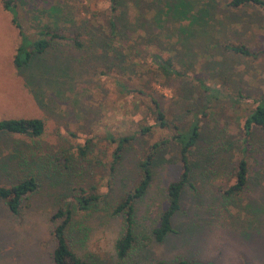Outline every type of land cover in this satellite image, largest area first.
I'll use <instances>...</instances> for the list:
<instances>
[{
	"label": "rangeland",
	"instance_id": "obj_1",
	"mask_svg": "<svg viewBox=\"0 0 264 264\" xmlns=\"http://www.w3.org/2000/svg\"><path fill=\"white\" fill-rule=\"evenodd\" d=\"M142 1L146 20L156 8L176 2ZM180 1L194 7L192 13L203 22L193 24L188 35L179 28L189 22L171 23L161 16L157 29L148 31L140 42L132 34L136 25L130 7L127 34L117 41L100 36L108 32L104 24L109 11L106 0H14L17 19L29 41L34 40V29L41 25L49 28L55 25V33L66 38L52 41L41 59L43 67L59 70L50 71L47 80L34 84L33 80L37 82L44 73L40 71L43 68L35 66L36 69L28 70L33 73L31 79L27 70L13 67L19 36L11 24V14L2 9L0 0V120L39 119L43 123L42 135L32 141L0 136V165L5 160L8 163L9 144L22 141L27 146L31 142L37 145L41 153L48 151L51 159L55 158V168L62 169L65 176L67 170L57 165L61 158L69 157L64 164L80 168L81 172L77 177L70 174L69 189L65 190L51 181L40 180L38 191L22 202L16 216L10 215L0 202V264H51L54 224L50 217L62 207H68L72 213V228L66 230L70 247L99 264H115L113 245L121 231V219L112 216V209L136 181V161L152 144L169 142L172 135L184 130L195 117L208 139L206 145L202 143L194 150L193 161H200L211 151L207 146L213 144L214 138H228L231 147L215 155L207 170L195 166L190 185L182 193L173 228L182 232L191 223L196 231L188 236L182 232L188 237L186 242L171 236L157 245L148 243L145 237L165 205L166 185L178 174L175 146L171 142L159 145L152 183L147 195L135 206V229L144 244L141 250L146 252L142 264L157 260L172 262L176 257L211 264H264L263 131L255 130L248 143L249 182L235 199L237 203L224 202L220 195L232 183L230 168L238 157L232 151L241 140L243 117L253 106L251 102L238 100L237 105L232 102L237 93L250 100L264 101V53H260L264 50V12L251 6L231 8L229 0ZM52 4L58 9L56 19L37 17L40 9ZM151 4L155 7H149ZM200 9L204 10L201 15ZM73 38L82 45L81 49L71 43ZM102 41L112 51L123 50L125 57L117 61L108 53V60L101 62L98 56ZM229 45H243L248 52L259 53L236 55L226 50ZM88 47L95 54L91 59L85 57ZM56 55L61 67L54 64ZM155 56L170 59L173 67L189 79L167 78L159 82L152 63ZM133 73L137 77H132ZM190 78H199L220 90L221 95L208 105L213 115L201 117L207 99L196 87L197 81ZM116 81L128 89L141 85L144 91L151 92L164 114L166 126L138 134L137 125L149 126L154 122L149 102L137 94H119ZM108 135L133 136L115 166H111L114 146L106 139ZM80 147H87L84 158L78 155ZM13 175L7 177L0 170V185L9 186ZM74 194L95 196L97 200L87 211H78L72 207Z\"/></svg>",
	"mask_w": 264,
	"mask_h": 264
},
{
	"label": "trees",
	"instance_id": "obj_2",
	"mask_svg": "<svg viewBox=\"0 0 264 264\" xmlns=\"http://www.w3.org/2000/svg\"><path fill=\"white\" fill-rule=\"evenodd\" d=\"M13 2L14 0H1L2 9L11 14V24L17 30L19 36V45L17 46L13 56L12 65L16 69L27 70V73H30L31 75V79H33V73L28 72V70L31 71L33 68L36 69L35 66H41L43 70L41 69L40 71L44 73L40 75L37 82L33 80L34 84L40 83V81L47 80L49 78L48 74H50V71L54 72L56 69L53 68L54 70H49V68L43 67L44 64L41 61L42 57L47 54L52 41L66 40V38L55 33V25L52 26L53 28L41 25L40 28L34 29L36 31V37L34 40L29 41L21 29V25L17 19L18 14L15 10ZM106 2L108 4L109 11L108 15L104 16V24L107 27L108 32L107 35L100 34L101 39L107 38L109 40H113L116 38V40L119 41L121 37L125 38L128 31L127 21L129 16L127 17V13L129 7L133 10L132 18L134 24L136 25L134 26V30H132V34H134L136 40L138 41L144 38L148 31L151 33L157 29L161 16L171 23H180L184 21L189 22L187 26L179 28L180 32L187 33L188 35H190L191 31H193L191 26L196 24L198 20L202 21L201 18H197L196 15L192 13L194 11V7H191V5L186 1L176 0L175 3H165L164 8H156L154 10V13L150 16L149 20H146L142 0H137L136 2L135 0H129V4H127V0H106ZM152 3L155 4L154 1ZM153 4L149 7H155L152 6ZM228 4L234 9L251 6L264 12V0H229ZM202 11L204 10H198V14L201 15ZM31 12L36 13L35 11ZM57 12V7L52 4L46 9H40L37 12V17L56 19L55 16ZM135 27L139 30H136ZM71 43L77 49L82 48V45L77 43L74 38L71 40ZM99 46L100 54L98 58H100L103 63L108 60V53H112L117 61L123 59L126 55V53L119 48L112 51V48H109V44L106 41H102ZM92 50V47L91 49L88 47L85 51V57L91 59L92 56L95 55ZM226 50L240 56H256L259 53L248 52L246 47L243 45H229L226 47ZM260 53H264V50H261ZM60 62V58L56 55L54 57V64L56 66L60 65L61 67ZM152 63L157 68V70H155V77L159 80V82L166 81L165 79L167 78L189 79L185 73L173 67L170 59L163 60L162 58L155 56ZM132 77H137V75L133 73ZM190 80L197 81L196 87L205 93V97L207 99L204 110L200 112L201 117L213 115V112L208 109V105L221 95L220 90L211 88L199 78H190ZM30 84L32 83L30 82ZM115 85L119 94H125L127 96L137 94L140 97L146 98L149 102L148 108H150V113L154 122L149 126L137 125L138 134H146L152 127L164 128L166 126L164 114L159 108L157 100L154 96H152L151 92L144 91L143 86L141 85L129 89L125 84L118 81L115 82ZM238 100L244 101V103L251 102L253 103V106L243 117L240 129L241 140L238 145L236 143L235 148H233L232 151V153L236 152L238 155V157L233 159L232 166L230 168L232 183L227 185V187L224 188L220 194L224 202L231 203H237L235 199L239 198L248 186L247 152L248 143L253 136V132L255 130L264 132V101L250 100L237 93L234 98V102H232L233 105H237ZM134 109H136V106ZM42 133L43 123L39 119L0 120V136L24 137L32 141L39 138ZM132 137L133 136H117L114 138L111 135L106 137L110 144L114 146L111 153V166L117 165L121 160L126 144L132 139ZM207 139V134L204 133V127L199 124L197 117L193 118L184 130H178L171 136L169 142H171L176 148L178 174L177 177L170 181L164 189L163 194L165 205L161 208L159 213H157L158 215L154 225H152L148 230L145 237L148 243L151 242L161 245L164 242H167L171 236H175V239L180 238L182 242H186L188 238L186 235H191V233L196 231V229L193 228L194 224L191 225L190 223L182 231L186 234L185 235L173 228L172 220L180 212V199L183 191L190 185L193 168L198 165V168H200L201 171L207 170V168L214 163L212 162V159L214 161L215 155L231 147V143L228 138H214L213 144L207 146V149L209 148L211 151L208 154H205L204 158L200 161H193L192 156L194 150L200 144H205ZM169 142L162 141L159 144H152L148 147L145 155L138 159L135 163L137 171L136 181L131 188L123 194V197L113 205L112 216L121 219V231L113 245L115 264H142L146 259V252L141 250L144 247V244L140 243V240L138 239L139 236L135 229V206L147 195L152 183L154 174L153 169H155L154 164L157 160L159 145ZM8 148V163H6L5 160L2 165H0V170L7 177H9L10 173H13L14 175L9 179L10 182H12L9 186L5 187L0 185V202L4 205L6 211L10 215L16 216L19 213L22 202L28 196L33 195L38 191L40 180L45 179L47 181H51V183L57 184L59 189L65 190L69 189V185L67 183L68 179L71 178L70 174L74 177L81 174L80 168L76 170L75 168L68 167L64 164L66 160H69L68 157L64 159L61 158L62 162L57 164L61 168L67 170L68 174L65 176L66 173L64 174L62 169L57 170V168L53 165V162H55L54 156H52L53 158L51 159L48 151L41 153L38 146L32 144V142L27 146L22 141H12ZM86 152L87 147H80L78 149L79 157L84 158ZM71 197L72 203L74 204L72 207L74 206V208L78 211H87L97 200V197L95 196L82 197L79 194H74ZM250 206L252 207V203H250ZM50 221L54 224L51 230V237L54 242L53 249L50 254L51 264H99L96 259L90 260L84 255L80 256L77 254L67 242L66 230L68 228H72V213L68 207L58 208L50 217ZM233 227L236 229V223L233 224ZM239 231H241V229ZM146 264L211 263L193 262L182 257H176L172 262L157 260Z\"/></svg>",
	"mask_w": 264,
	"mask_h": 264
}]
</instances>
